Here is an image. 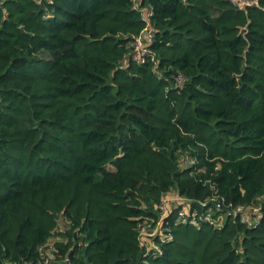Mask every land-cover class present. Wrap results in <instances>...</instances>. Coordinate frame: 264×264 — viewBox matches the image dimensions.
<instances>
[{
  "label": "trees",
  "instance_id": "16d2710c",
  "mask_svg": "<svg viewBox=\"0 0 264 264\" xmlns=\"http://www.w3.org/2000/svg\"><path fill=\"white\" fill-rule=\"evenodd\" d=\"M171 193L247 221L171 223L150 264H264V0H0V264H144Z\"/></svg>",
  "mask_w": 264,
  "mask_h": 264
},
{
  "label": "built area",
  "instance_id": "2783aa9c",
  "mask_svg": "<svg viewBox=\"0 0 264 264\" xmlns=\"http://www.w3.org/2000/svg\"><path fill=\"white\" fill-rule=\"evenodd\" d=\"M261 0H228V2L236 7L238 10L256 9L259 7ZM53 12V11H52ZM150 15L143 17L145 28L137 35L130 43V52L127 55V60L136 64L142 65L146 61L154 60L151 52V46L155 39V31L149 19ZM49 14L44 13L43 19L48 18ZM188 83V78L181 72L177 71L172 76V90L181 92L185 89ZM181 165L185 168H190L196 163L195 157H190L183 154L180 158ZM214 192V188L212 189ZM216 196V195H215ZM213 195L208 201H196L185 196H180L175 193L163 195L157 205L159 213L158 221L155 225L144 222L139 230L140 246L144 248L143 263L150 264V259L154 254H161L158 242L167 243L169 238V226L192 224L199 225V223H211L213 214L221 211L225 205L224 198L219 195ZM224 216H232L233 219L240 218L241 221H247L246 207L232 206L230 203L225 205L223 209ZM254 212L259 211V207L253 208ZM222 218L218 219L221 220ZM251 219L255 222L259 221V216L252 215ZM27 264H72L67 257L62 255L52 254L50 252L42 254L36 261H31Z\"/></svg>",
  "mask_w": 264,
  "mask_h": 264
},
{
  "label": "rangeland",
  "instance_id": "374dc122",
  "mask_svg": "<svg viewBox=\"0 0 264 264\" xmlns=\"http://www.w3.org/2000/svg\"><path fill=\"white\" fill-rule=\"evenodd\" d=\"M46 12V11H45ZM108 169L110 170V169H112L111 167H108ZM50 243H52V241L50 242ZM49 251H47L46 253H48Z\"/></svg>",
  "mask_w": 264,
  "mask_h": 264
}]
</instances>
